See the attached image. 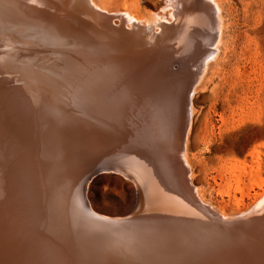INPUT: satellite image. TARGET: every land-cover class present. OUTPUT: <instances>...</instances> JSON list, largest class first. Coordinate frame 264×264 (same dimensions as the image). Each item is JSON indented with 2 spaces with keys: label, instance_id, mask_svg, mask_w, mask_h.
<instances>
[{
  "label": "bare ground",
  "instance_id": "6f19581e",
  "mask_svg": "<svg viewBox=\"0 0 264 264\" xmlns=\"http://www.w3.org/2000/svg\"><path fill=\"white\" fill-rule=\"evenodd\" d=\"M174 1L167 19L140 0H0V264H264L260 150L223 165L217 207L188 156L221 8ZM94 168L133 180L123 217L92 207Z\"/></svg>",
  "mask_w": 264,
  "mask_h": 264
},
{
  "label": "rangeland",
  "instance_id": "374dc122",
  "mask_svg": "<svg viewBox=\"0 0 264 264\" xmlns=\"http://www.w3.org/2000/svg\"><path fill=\"white\" fill-rule=\"evenodd\" d=\"M174 2L140 0V6L143 13L169 19ZM202 2L205 9L214 4L221 8L214 22L218 20L222 25L224 21L225 27L219 55L209 63L202 79L206 88L193 97L188 156L195 174L193 184L201 187L206 199L217 207L219 202L229 200L216 191V182H222V168L228 160L251 161L250 153L257 148L264 176V0ZM103 164L100 161L98 166ZM95 170L88 188L92 207L104 216L123 217L135 204L133 180L120 171ZM250 202L247 198L246 203Z\"/></svg>",
  "mask_w": 264,
  "mask_h": 264
},
{
  "label": "water",
  "instance_id": "95a60500",
  "mask_svg": "<svg viewBox=\"0 0 264 264\" xmlns=\"http://www.w3.org/2000/svg\"><path fill=\"white\" fill-rule=\"evenodd\" d=\"M117 156H118V155H117ZM115 158L118 159V158H120V157H116V156H115ZM115 158H111V157H110L109 159H111L110 161H112V159L114 160ZM109 159H107V160H109ZM94 169H95V168H94ZM92 172H93V171H92ZM135 210H136V209H135ZM135 210H134V212H135ZM134 212H133V213H134ZM133 213H132V214H133ZM132 214H131V215H132Z\"/></svg>",
  "mask_w": 264,
  "mask_h": 264
}]
</instances>
